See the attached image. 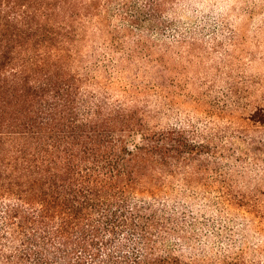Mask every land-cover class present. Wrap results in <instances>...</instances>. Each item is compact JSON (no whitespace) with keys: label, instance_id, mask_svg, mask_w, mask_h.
I'll return each instance as SVG.
<instances>
[{"label":"trees","instance_id":"obj_1","mask_svg":"<svg viewBox=\"0 0 264 264\" xmlns=\"http://www.w3.org/2000/svg\"><path fill=\"white\" fill-rule=\"evenodd\" d=\"M110 1L0 0V264H264L252 242L264 226V108L236 118L228 82V127L146 124L137 100L158 96L157 118L158 59L131 80L124 57L81 63L86 24ZM168 2L135 0L125 32L161 39ZM161 41L160 60L173 47ZM147 45L138 38L129 62L147 61ZM115 83L125 100L108 92ZM135 130L143 142L130 149Z\"/></svg>","mask_w":264,"mask_h":264},{"label":"rangeland","instance_id":"obj_2","mask_svg":"<svg viewBox=\"0 0 264 264\" xmlns=\"http://www.w3.org/2000/svg\"><path fill=\"white\" fill-rule=\"evenodd\" d=\"M134 5L135 0H111L108 6L101 7L100 15L93 19L100 21L101 29L95 28V22L94 26L86 24L87 38L81 42L84 52L81 63L83 68H90L89 55L93 52L107 60L112 57V62L104 61L111 63V67L124 57L122 80H131L137 72L140 78H147L144 68L158 59V68L150 72L152 75L159 72L163 77L164 91L157 118L152 116L158 96L153 93L154 96H139L137 100L139 108L144 109L148 116L146 124L157 123L149 122V119H158L163 125L191 120L202 131L215 126L212 122L221 128L228 127L231 118L220 109L229 104L224 96L228 82H232L240 96L242 107L236 111V118L241 114L248 115L256 107L264 108V0H169L164 15L165 20L173 25L161 39L156 33L144 34L136 27H131L130 34L125 32V28L131 26L129 21H139L136 16H131ZM114 30L120 31L116 34L120 37L116 38L119 43L112 52L106 44ZM188 30L193 33L186 34ZM138 38H143L148 44L151 55H147L148 60L144 59V62H129V49ZM162 39L173 47L160 60ZM102 47H108L109 52ZM104 53L106 56L102 57ZM116 84L108 92L115 100H125L128 93H123V87ZM238 122L242 124L241 120ZM124 134L125 145L130 149L143 142L142 133L136 130ZM262 159L259 163L261 170L264 168V154ZM262 228V233L256 235L252 242L264 248V226Z\"/></svg>","mask_w":264,"mask_h":264}]
</instances>
